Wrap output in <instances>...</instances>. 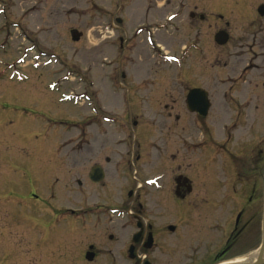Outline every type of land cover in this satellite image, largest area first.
Here are the masks:
<instances>
[{"label": "rangeland", "instance_id": "obj_1", "mask_svg": "<svg viewBox=\"0 0 264 264\" xmlns=\"http://www.w3.org/2000/svg\"><path fill=\"white\" fill-rule=\"evenodd\" d=\"M260 3L0 0V264H47V237L32 226L49 211L32 195L59 206L71 194V205L80 206L71 182L93 164L104 167L106 156L144 154L155 126H207L214 141L246 154L240 169L249 177L260 160L264 187ZM220 28L229 33L223 45L213 39ZM190 86L207 92L206 117L187 111L181 91ZM110 126H125L131 140L139 126L136 142L125 145V130ZM226 126H238L229 141L222 139ZM199 151L182 163L199 164L201 178L230 171L220 155L202 163ZM88 190L89 203L105 192L98 185ZM115 195L124 199L119 190Z\"/></svg>", "mask_w": 264, "mask_h": 264}, {"label": "flooded vegetation", "instance_id": "obj_2", "mask_svg": "<svg viewBox=\"0 0 264 264\" xmlns=\"http://www.w3.org/2000/svg\"><path fill=\"white\" fill-rule=\"evenodd\" d=\"M192 88L199 87L182 89L185 101ZM134 127L132 140L130 133L124 134L125 126L109 128L125 130L123 140L130 146L136 142L139 128ZM237 127L226 126L222 139L229 141ZM151 132L147 144H143L144 154L134 151L128 157L106 156L104 167L93 164L82 180L71 182L81 193L80 206L71 205V194L70 202L59 206L32 195L49 211L32 226L43 240L47 237V264H264L260 160L249 170V177L247 170L240 169L246 154L240 157L224 143L214 141L207 126H155ZM252 143L245 144L243 152L258 144ZM198 149L202 163L215 162L220 155L230 171L222 169L223 175L201 178L199 164L194 165L195 171L191 163H182ZM6 162L16 163L11 159ZM96 176L101 179L94 180ZM106 178L109 181L104 182ZM217 180L222 186H216ZM97 185L105 192L89 203L93 199L85 194ZM117 190L123 200L116 198Z\"/></svg>", "mask_w": 264, "mask_h": 264}, {"label": "water", "instance_id": "obj_3", "mask_svg": "<svg viewBox=\"0 0 264 264\" xmlns=\"http://www.w3.org/2000/svg\"><path fill=\"white\" fill-rule=\"evenodd\" d=\"M257 11L261 16H263L264 5H260ZM80 36H81L80 33H72V39L74 41L79 40ZM214 40L216 41L217 44L223 45L228 40V34L225 31L220 30L214 35ZM186 105L190 111L198 112L202 116L207 115L209 109V102L206 92L199 88L191 89L186 97ZM93 171L96 170L93 169ZM93 178L94 180L97 181L101 179V176H96ZM263 230H264V224H263Z\"/></svg>", "mask_w": 264, "mask_h": 264}]
</instances>
